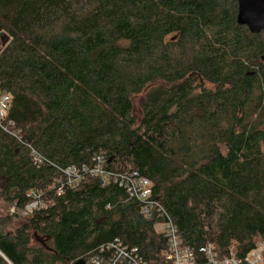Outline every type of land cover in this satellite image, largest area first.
<instances>
[{"label":"trees","instance_id":"trees-1","mask_svg":"<svg viewBox=\"0 0 264 264\" xmlns=\"http://www.w3.org/2000/svg\"><path fill=\"white\" fill-rule=\"evenodd\" d=\"M236 15L235 0H0V91L19 134L0 129V194L20 212L31 189L48 204L13 230L0 216V264L87 261L113 239L171 264L157 219L117 182L57 194L97 154L114 177L149 179L195 264L208 244L221 258L264 242V29Z\"/></svg>","mask_w":264,"mask_h":264},{"label":"built area","instance_id":"built-area-1","mask_svg":"<svg viewBox=\"0 0 264 264\" xmlns=\"http://www.w3.org/2000/svg\"><path fill=\"white\" fill-rule=\"evenodd\" d=\"M11 104V96L8 92L0 91V129L12 136H18L14 131L13 122L8 119V110ZM33 161L40 163L41 159L32 151ZM106 161L102 154H97L92 159V164H81L68 166L64 169V181L59 185L57 194L62 192V186L76 187L84 178L94 177L107 182L112 179L122 186L130 198L140 204V213L147 218H156L155 230L162 233L167 243L166 260L171 264H195V255L191 248L182 244L178 236L177 227L167 216L164 208L151 198V182L140 175L136 170L126 172L114 177L105 169ZM105 183H103L104 185ZM28 201L21 212L25 216L46 209L48 204L41 191L29 190L26 193ZM206 254V262L203 264H264V242L256 244L254 249L243 257L233 252L218 258L208 244L201 249ZM87 264H147L139 255L135 247L122 244L119 239L101 244L93 253L88 255Z\"/></svg>","mask_w":264,"mask_h":264},{"label":"water","instance_id":"water-1","mask_svg":"<svg viewBox=\"0 0 264 264\" xmlns=\"http://www.w3.org/2000/svg\"><path fill=\"white\" fill-rule=\"evenodd\" d=\"M237 3L236 21L245 25L251 33H259L264 29V0H235ZM73 264H87L78 259Z\"/></svg>","mask_w":264,"mask_h":264},{"label":"rangeland","instance_id":"rangeland-1","mask_svg":"<svg viewBox=\"0 0 264 264\" xmlns=\"http://www.w3.org/2000/svg\"><path fill=\"white\" fill-rule=\"evenodd\" d=\"M4 40H5L4 34L0 33V49H2V46L4 45L3 44ZM140 101H141L140 97H137V98L133 99L134 109L136 111L135 113H137ZM1 190H2V184L0 183V193H1ZM0 216L3 217V218L6 217L8 219L9 218L11 219V222L7 223V225L5 227L6 230H13L15 225H16V223L19 220H22V218L26 217L23 212H20V210H18L16 208L14 202H10V201L5 200L1 196V194H0ZM32 242H35V239L32 238ZM260 242H261L260 240H257L256 244H258Z\"/></svg>","mask_w":264,"mask_h":264}]
</instances>
